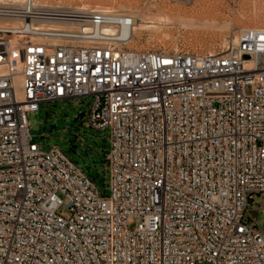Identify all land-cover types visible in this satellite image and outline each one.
<instances>
[{"label": "built area", "instance_id": "1", "mask_svg": "<svg viewBox=\"0 0 264 264\" xmlns=\"http://www.w3.org/2000/svg\"><path fill=\"white\" fill-rule=\"evenodd\" d=\"M133 26L0 7V264H264L246 217L264 194V26L207 53L129 47ZM86 96L110 130L109 195L30 130L41 103Z\"/></svg>", "mask_w": 264, "mask_h": 264}, {"label": "rangeland", "instance_id": "2", "mask_svg": "<svg viewBox=\"0 0 264 264\" xmlns=\"http://www.w3.org/2000/svg\"><path fill=\"white\" fill-rule=\"evenodd\" d=\"M253 1V2H252ZM52 4L89 8L110 6L132 16L171 18L159 28L141 31L129 47L143 50L221 52L243 27L264 26V0H49ZM38 3V0H37ZM93 96L43 102L29 115L34 140L49 151L58 146L105 195L111 193V147L108 127L88 125ZM84 113L83 117H76ZM53 129L50 130L51 126ZM257 211L255 217L252 215ZM246 217L264 230V194L252 199ZM202 264H208L204 262Z\"/></svg>", "mask_w": 264, "mask_h": 264}, {"label": "bare ground", "instance_id": "3", "mask_svg": "<svg viewBox=\"0 0 264 264\" xmlns=\"http://www.w3.org/2000/svg\"><path fill=\"white\" fill-rule=\"evenodd\" d=\"M23 0H0V7L1 8H7L11 7V5H19L22 3ZM253 2V1H252ZM38 4L40 6H48V7H54V8H60V7H72V6H65L62 4H52L49 2V0H38ZM89 4H84L83 6H80L82 8H88L91 10L96 9H112L110 6H103L100 7L97 6L96 8H89ZM134 26L132 28V39L131 42L134 41L136 36H141V31L148 28H159L164 24L167 20H169L171 17L166 15H160L157 18H145L143 16L134 15Z\"/></svg>", "mask_w": 264, "mask_h": 264}, {"label": "water", "instance_id": "4", "mask_svg": "<svg viewBox=\"0 0 264 264\" xmlns=\"http://www.w3.org/2000/svg\"><path fill=\"white\" fill-rule=\"evenodd\" d=\"M246 57H249V56H246ZM83 116H84V113H80V114L76 117V119H77L78 117H83ZM53 127H54V125L51 126L50 130H52Z\"/></svg>", "mask_w": 264, "mask_h": 264}]
</instances>
